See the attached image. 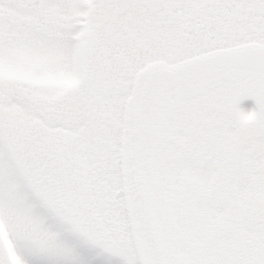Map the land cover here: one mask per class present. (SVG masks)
<instances>
[{"label":"snow or ice","instance_id":"obj_1","mask_svg":"<svg viewBox=\"0 0 264 264\" xmlns=\"http://www.w3.org/2000/svg\"><path fill=\"white\" fill-rule=\"evenodd\" d=\"M0 264H264V0H0Z\"/></svg>","mask_w":264,"mask_h":264},{"label":"flooded vegetation","instance_id":"obj_2","mask_svg":"<svg viewBox=\"0 0 264 264\" xmlns=\"http://www.w3.org/2000/svg\"><path fill=\"white\" fill-rule=\"evenodd\" d=\"M251 100H252L251 98L246 99L245 101H243V105L245 107H251V104H250Z\"/></svg>","mask_w":264,"mask_h":264}]
</instances>
